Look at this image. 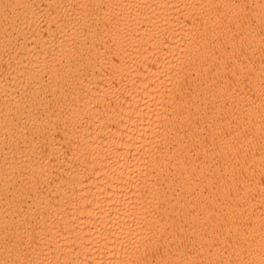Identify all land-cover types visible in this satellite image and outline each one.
Masks as SVG:
<instances>
[{
	"label": "bare ground",
	"instance_id": "6f19581e",
	"mask_svg": "<svg viewBox=\"0 0 264 264\" xmlns=\"http://www.w3.org/2000/svg\"><path fill=\"white\" fill-rule=\"evenodd\" d=\"M0 264H264V0H0Z\"/></svg>",
	"mask_w": 264,
	"mask_h": 264
}]
</instances>
